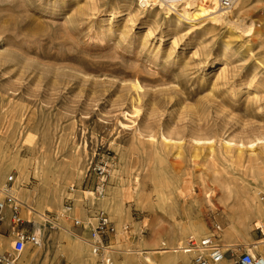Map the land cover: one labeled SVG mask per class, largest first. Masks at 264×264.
I'll return each instance as SVG.
<instances>
[{
    "label": "rangeland",
    "instance_id": "374dc122",
    "mask_svg": "<svg viewBox=\"0 0 264 264\" xmlns=\"http://www.w3.org/2000/svg\"><path fill=\"white\" fill-rule=\"evenodd\" d=\"M166 8L0 0V189L21 218L4 210L0 256L12 264H149L146 252L216 225L226 262L264 255V217L239 201L248 186L264 207V0L192 23ZM101 213V242L118 249L94 255L84 242ZM17 232L40 245L16 255Z\"/></svg>",
    "mask_w": 264,
    "mask_h": 264
},
{
    "label": "built area",
    "instance_id": "2783aa9c",
    "mask_svg": "<svg viewBox=\"0 0 264 264\" xmlns=\"http://www.w3.org/2000/svg\"><path fill=\"white\" fill-rule=\"evenodd\" d=\"M166 6L177 5L184 0H158ZM236 0H217L218 6L223 10H229ZM12 177H8L7 184H11ZM11 189V188H10ZM9 189V190H10ZM5 191L4 196L0 199V222L4 210L9 207L11 210V222L14 224L21 223L19 214L20 202L17 201L10 191ZM66 210H70V206H66ZM64 217V215H62ZM75 225H79V221L74 222ZM111 223L106 215L101 213L96 218V226L91 230V242L89 246L94 255H98L104 252L103 245L108 242H101V237L105 232L111 229ZM257 230L264 234V221L256 225ZM221 228L216 225L210 234L201 238L188 237L184 243L179 247L172 249L173 252H179L184 255L190 256V264H264V257L259 255H253L248 252H243L239 255H233L229 262L225 260V252L223 246L220 244L219 233ZM40 237L35 233L25 234L23 232H17L14 242L13 251L16 255H20L26 244H30L34 247L40 245ZM113 251V250H112ZM110 258L107 257V262ZM106 262V263H107ZM0 264H12L8 257L0 256Z\"/></svg>",
    "mask_w": 264,
    "mask_h": 264
},
{
    "label": "bare ground",
    "instance_id": "6f19581e",
    "mask_svg": "<svg viewBox=\"0 0 264 264\" xmlns=\"http://www.w3.org/2000/svg\"><path fill=\"white\" fill-rule=\"evenodd\" d=\"M200 1H201V3L205 2L206 6L205 5L204 6L200 5L199 4ZM139 2L143 6L156 4L160 9H162L165 6V7H167L166 8L167 11H174V12H177V10H178V9H176L177 7L182 6V8H181L182 14H179V15L181 16V18L183 19V21L185 23H192L195 20V17L199 16L201 14H206V15L214 14L215 15L214 18H213L214 20H219L223 16L222 12L221 13L218 12V11H220L222 9L218 6L217 0H184L180 4L171 5V6H166V5L162 4L161 2H159L158 0H139ZM240 2H241V0H236L235 3L233 4V6L227 11H231L233 9V7L237 6V4H239ZM207 3L210 5V7L207 6ZM226 12H224V13H226ZM230 148L231 147H229L228 149H230ZM239 151H240V149H239ZM236 157H238V156H236ZM237 160H238V158H237ZM246 187H247L246 189H242V194H240L241 196L240 197L239 196L236 197V198L239 197V201H240V203H241V205L243 207V212H245V213H248V212H252L253 213L254 212V214H256L257 216L264 217V207H261V206H258V205L255 206V200L250 195V192L248 191V186H246ZM5 191L6 190L3 191L2 189H0V192L3 195H4ZM11 195H12V192H11ZM7 208L9 209V207H7ZM35 214L37 216H39V213L35 212ZM40 215L42 216V214H40ZM261 243L264 244V241H262ZM84 244L89 246V243H85L84 242ZM107 244L105 246L103 245V249L104 250L112 251V250H117L118 249V246L115 245V244H111V242H109V245H107ZM162 245L164 246V244H162ZM125 252H127V253H131V252L140 253V251H131V250H126ZM171 252H173V251L170 250V249H164V248L152 250V251L146 252V256H144L143 259H144V261H146L149 264H152V263H155V264H179L181 262L183 263L185 258H187L182 253L180 254V256H178L177 255L178 252H173L174 254H172ZM91 254H93L92 251H91ZM262 257H264V255ZM109 260H108V262L106 260L105 263L107 262L109 264V262H110ZM126 261H127L128 264H140V261L138 260V258H134V257H132V258L125 257V262Z\"/></svg>",
    "mask_w": 264,
    "mask_h": 264
}]
</instances>
